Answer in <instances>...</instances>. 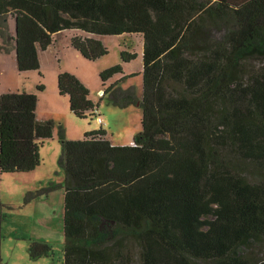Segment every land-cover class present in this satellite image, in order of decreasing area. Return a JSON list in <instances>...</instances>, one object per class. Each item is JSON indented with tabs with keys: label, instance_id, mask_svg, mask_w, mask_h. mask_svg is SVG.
I'll use <instances>...</instances> for the list:
<instances>
[{
	"label": "trees",
	"instance_id": "1",
	"mask_svg": "<svg viewBox=\"0 0 264 264\" xmlns=\"http://www.w3.org/2000/svg\"><path fill=\"white\" fill-rule=\"evenodd\" d=\"M64 31L86 34L71 45L92 62L109 55L96 37H123L121 63L100 73L103 96L143 111L127 146L103 128L69 140L58 126L64 264H264L250 252L264 244V0H0V38L7 53L14 41L19 72H40L39 51ZM134 35L143 38L141 95L121 85L139 76L123 65L138 58L125 42ZM58 91L76 117L96 116L73 73L58 75ZM38 102L34 93L0 94L1 174L41 165L55 122L37 120ZM8 207L0 201V248ZM29 253L54 251L32 241Z\"/></svg>",
	"mask_w": 264,
	"mask_h": 264
},
{
	"label": "rangeland",
	"instance_id": "2",
	"mask_svg": "<svg viewBox=\"0 0 264 264\" xmlns=\"http://www.w3.org/2000/svg\"><path fill=\"white\" fill-rule=\"evenodd\" d=\"M8 23L9 32L15 37L13 16H8ZM73 35L86 36L80 31H64L57 34V47H64ZM102 40L109 48V55L100 60L89 62L83 58L79 59L69 50H62V62H60L59 58H55V50L52 54L41 53L40 72H19L13 54L14 41H11V51L7 53L3 48L6 47L4 41L0 38L2 46L0 49V94L7 92L36 94L39 99L37 120L55 122L53 138L45 140L41 147L42 163L39 167L30 173L1 174L0 172V201L12 207L5 209L6 217L2 223L0 264H64L63 186L65 176L59 165L62 152L58 137L59 125L64 128L69 140L83 139L86 132L103 128L107 131L111 142L119 146L132 144L134 136L142 131L143 111L139 106L120 108L112 105L108 97L103 96V92L100 93V89L103 88L100 73L121 62L120 44L123 38L107 36L102 37ZM125 40L128 44L133 42L137 53H142V36H127ZM63 68L76 72L90 89V98L98 105L96 116L81 119L71 112L69 97L61 96L58 91V75ZM132 81L138 86L141 95V78L138 76ZM127 82L123 83L124 86L128 84ZM41 84L45 86L42 92L37 89V86ZM98 117L102 118L103 124L98 122ZM50 187L53 189L47 195L25 203V197L29 192ZM32 241L49 243L53 247V255L33 260L29 253ZM250 252L255 257H262L264 244H256Z\"/></svg>",
	"mask_w": 264,
	"mask_h": 264
},
{
	"label": "crops",
	"instance_id": "3",
	"mask_svg": "<svg viewBox=\"0 0 264 264\" xmlns=\"http://www.w3.org/2000/svg\"><path fill=\"white\" fill-rule=\"evenodd\" d=\"M75 32V31H74ZM62 33V32H61ZM89 37H93V35H88ZM96 38H98V39H101L102 40V37H96ZM118 38H120V39H122L123 37H118ZM103 41V40H102ZM57 45H58V36H57V34L55 35V42L46 50V51H42V50H40L39 51V57H40V61H41V53H46V54H52V52H54L55 50H56V54H55V58H59V60L58 61H60V62H62V52L64 51V50H69L70 52H73L79 59L80 58H83L84 60H86L82 55H81V53L79 52V51H77L75 48H73V46L71 45V37L69 38V41L67 42V44L63 47H57ZM106 45V44H105ZM123 49V46H121V44H120V51ZM142 49H143V46H142ZM63 50V51H62ZM142 52H143V50H142ZM12 54V53H11ZM13 54H14V57H15V61H16V64H17V56H16V51L15 50H13ZM6 55H8V54H6ZM10 55V54H9ZM82 56V57H81ZM100 60V59H99ZM86 61H88V60H86ZM89 62H92V61H89ZM94 62V61H93ZM42 63V62H41ZM121 63V62H120ZM124 65V71H125V73L127 74V75H130V74H133L134 72H136V74H139V77L141 78V80H142V77H141V75H140V73L142 72V70H143V58H142V53L141 54H139L138 53V58H137V60L136 61H133L132 63H129V64H123ZM138 66V67H134V66ZM18 69V68H17ZM62 71H69V72H71V73H75L79 78H81L76 72H74V71H72V70H67V68H63V70H60V73L62 72ZM59 73V74H60ZM118 79V77L117 78H115V79H113L112 81H110L109 82V84L110 83H113L115 80H117ZM136 79V78H135ZM135 79H130V80H127L128 82V84L126 85V86H124V84L122 83V87L124 86V88H127V87H129L130 85H132V84H134L133 82L134 81H132V80H135ZM130 81H132V82H130ZM126 82V81H125ZM102 88L100 89V93H102ZM2 94V93H1ZM112 144L113 145H116V144H114L113 142H112ZM130 145H132V144H130ZM116 146H119V145H116ZM122 146H125V145H122ZM65 193V192H64Z\"/></svg>",
	"mask_w": 264,
	"mask_h": 264
},
{
	"label": "built area",
	"instance_id": "4",
	"mask_svg": "<svg viewBox=\"0 0 264 264\" xmlns=\"http://www.w3.org/2000/svg\"><path fill=\"white\" fill-rule=\"evenodd\" d=\"M97 120H98V122H99L100 124H103V120H102L101 117H98ZM132 144H133V143H132Z\"/></svg>",
	"mask_w": 264,
	"mask_h": 264
},
{
	"label": "water",
	"instance_id": "5",
	"mask_svg": "<svg viewBox=\"0 0 264 264\" xmlns=\"http://www.w3.org/2000/svg\"><path fill=\"white\" fill-rule=\"evenodd\" d=\"M103 92V91H102Z\"/></svg>",
	"mask_w": 264,
	"mask_h": 264
}]
</instances>
